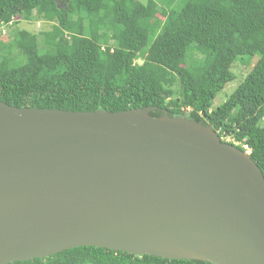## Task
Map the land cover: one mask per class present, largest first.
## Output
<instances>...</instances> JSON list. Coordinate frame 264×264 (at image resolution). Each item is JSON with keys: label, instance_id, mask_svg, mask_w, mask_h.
<instances>
[{"label": "water", "instance_id": "water-1", "mask_svg": "<svg viewBox=\"0 0 264 264\" xmlns=\"http://www.w3.org/2000/svg\"><path fill=\"white\" fill-rule=\"evenodd\" d=\"M0 101V264L95 247L264 264V174L187 118Z\"/></svg>", "mask_w": 264, "mask_h": 264}, {"label": "trees", "instance_id": "trees-1", "mask_svg": "<svg viewBox=\"0 0 264 264\" xmlns=\"http://www.w3.org/2000/svg\"><path fill=\"white\" fill-rule=\"evenodd\" d=\"M23 21L48 28H17ZM254 58L213 108L237 80V62ZM0 101L71 112L155 107V118H187L248 146L264 174V0H0ZM14 264L212 263L79 247Z\"/></svg>", "mask_w": 264, "mask_h": 264}, {"label": "rangeland", "instance_id": "rangeland-1", "mask_svg": "<svg viewBox=\"0 0 264 264\" xmlns=\"http://www.w3.org/2000/svg\"><path fill=\"white\" fill-rule=\"evenodd\" d=\"M11 28V29H9ZM6 30V34L5 36L2 35V40L4 41H8L9 38L12 37V32L16 29L14 26L9 27ZM17 28L20 29H27L29 31L32 32H39L40 30L44 29V28H48L47 25H43L42 23L38 22L36 23L34 22H20L19 25H17ZM256 62V58L252 59L250 62L246 61V60H239L237 62V66L235 69H233V72L235 73V75L237 76V80L235 82L229 83L226 85V88L223 92H221L217 98L215 99L213 105L214 108H217L218 106H220L221 104H223L226 100L227 97H229L231 95V93L234 91V88L237 86L238 83H240L241 81H243V79L247 76V74L253 69L254 65Z\"/></svg>", "mask_w": 264, "mask_h": 264}, {"label": "clouds", "instance_id": "clouds-1", "mask_svg": "<svg viewBox=\"0 0 264 264\" xmlns=\"http://www.w3.org/2000/svg\"><path fill=\"white\" fill-rule=\"evenodd\" d=\"M10 25H11V23H10ZM148 108V107H147ZM152 108H155V107H152ZM213 108H214V105H213ZM156 111V110H155ZM154 111V112H155ZM153 113V112H152ZM151 113V114H152ZM218 133V132H217ZM218 135H219V133H218ZM219 137L221 138V140L224 142V143H226V144H229L230 142H233L234 140L230 137V136H220L219 135ZM227 138H230V140H228ZM245 152H247V153H249L250 154V152H251V150H250V148L248 147V146H245Z\"/></svg>", "mask_w": 264, "mask_h": 264}, {"label": "built area", "instance_id": "built-area-1", "mask_svg": "<svg viewBox=\"0 0 264 264\" xmlns=\"http://www.w3.org/2000/svg\"><path fill=\"white\" fill-rule=\"evenodd\" d=\"M228 140H230V138H227Z\"/></svg>", "mask_w": 264, "mask_h": 264}]
</instances>
